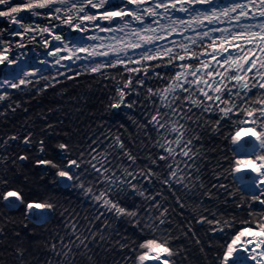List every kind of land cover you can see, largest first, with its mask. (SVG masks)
I'll return each mask as SVG.
<instances>
[{"label": "snow or ice", "instance_id": "1", "mask_svg": "<svg viewBox=\"0 0 264 264\" xmlns=\"http://www.w3.org/2000/svg\"><path fill=\"white\" fill-rule=\"evenodd\" d=\"M0 18L15 26L0 28L9 37L0 38V101L82 76L112 82L113 115L133 106L126 97H143L138 129L146 147L136 153L147 151L146 156L134 153L111 129L89 136L81 147L61 140L49 148L43 139L34 142L31 131L22 136L21 144L35 147L31 160L51 174L54 189L78 192L95 209L91 218H83L85 225L65 209L68 231L57 233L58 241L53 237L52 251L67 257L87 249L96 241L94 229L107 230L106 217H112L130 221L141 233L121 244L127 252L123 264H176L179 250L172 233L162 230L168 221L163 191H150L158 184L182 209L174 188L183 189L198 207L217 189L226 191L237 209L258 206L260 212L249 210L241 218L207 207L193 210L185 235L195 236L193 222L207 225L209 232L229 237L216 264H264V0H0ZM29 46L42 51L30 56ZM209 128L232 153L210 188L202 179L198 147L202 130ZM17 139L5 137L3 146ZM8 160L5 156L3 165ZM28 160L21 152L13 163ZM225 172L234 188L219 183L227 179ZM240 174L247 178L237 183ZM133 198L149 202L158 215L142 219ZM0 205L22 206L37 226L49 223L57 211L53 198H31L6 175L0 176Z\"/></svg>", "mask_w": 264, "mask_h": 264}, {"label": "trees", "instance_id": "2", "mask_svg": "<svg viewBox=\"0 0 264 264\" xmlns=\"http://www.w3.org/2000/svg\"><path fill=\"white\" fill-rule=\"evenodd\" d=\"M113 95L111 81H105L99 76H82L79 80L63 81L55 88L50 87L39 93L29 90L16 92L7 101H0V176L6 175L12 187L22 189L31 198L51 197L57 202V211L51 221L39 226L27 219L22 206L8 210L0 205V264H123L127 252L121 248V244L141 234L128 220L118 221L106 217L111 227L102 232L99 228L94 229L97 231L96 241L90 243L87 249L76 250L67 257L51 250V244L56 242L53 237L57 233L64 235L68 231L65 227L66 217L62 215L65 209L69 213L74 211L78 214L81 225L87 224L83 218H91L95 209L78 192L54 189L51 174L36 167L31 160L35 155V147L30 148L20 143L22 136L31 131L34 142L43 139L49 148L61 140L81 147L89 136H99L101 132L111 129L113 134L122 135L131 150L136 153L137 149L146 147L144 133L138 129L143 97H126L125 102L133 106L121 108L113 115V110L109 108ZM202 132L201 145L198 146L202 151V179L210 188L212 184L217 183L214 179L215 173L221 168H228L226 158H231L232 153L228 142L214 134L210 128ZM13 134L17 135L18 139L5 148V137ZM21 152L29 154L30 160L13 163L16 154ZM136 154L146 156L147 151ZM45 155H48V152ZM5 156L9 160L3 165ZM224 175L227 179H221L219 183L234 188L236 184L233 183V177L227 172ZM150 191H163L161 202L166 201L168 221L162 230L172 233L174 248L179 250V255L175 258L176 264H216L215 258L220 245L229 238L223 233H211L207 225L201 227L194 222L191 227L195 236L191 233L185 235V226L189 225V221L195 216L193 210L202 211L207 207L229 218L245 217L249 210L261 211L258 206L254 209H237L235 203L227 197V192L218 189L212 191L211 201L205 198L203 205L198 207L197 201L183 189L174 188L172 191L181 197L183 209L176 204L175 197L171 196L167 189L162 190L158 184ZM133 200L140 207L142 219L147 218L149 214L158 215L155 208L149 206V202L135 198ZM103 219L99 222L101 226ZM149 222L151 223L150 220ZM100 236H103V239H100ZM197 239L200 240L199 245L196 243ZM56 240H59V236H56ZM59 249L60 245L57 243V250Z\"/></svg>", "mask_w": 264, "mask_h": 264}, {"label": "bare ground", "instance_id": "3", "mask_svg": "<svg viewBox=\"0 0 264 264\" xmlns=\"http://www.w3.org/2000/svg\"><path fill=\"white\" fill-rule=\"evenodd\" d=\"M10 27H11V28H14L15 26H14V25L9 26V25L7 24V22H6L3 18H0V28L8 29V28H10ZM0 38H3V39H9V37H8L7 34H6V32H5V33H0ZM40 51H42V50L37 49L36 52H32L30 46L27 48V52H28V54H29L30 56H33V57L37 56L38 53H39ZM29 62H31V61H29ZM1 70H3L2 67H0V71H1Z\"/></svg>", "mask_w": 264, "mask_h": 264}, {"label": "water", "instance_id": "4", "mask_svg": "<svg viewBox=\"0 0 264 264\" xmlns=\"http://www.w3.org/2000/svg\"><path fill=\"white\" fill-rule=\"evenodd\" d=\"M41 67H42V66H41ZM241 176H243L245 179L247 178L246 174H240V176H238V177L236 178L237 182H239ZM27 218H28V217H27ZM28 219H29L31 222H33V221H32V218H28Z\"/></svg>", "mask_w": 264, "mask_h": 264}]
</instances>
